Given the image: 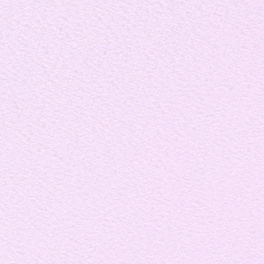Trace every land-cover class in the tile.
I'll return each instance as SVG.
<instances>
[{"label": "snow or ice", "instance_id": "snow-or-ice-1", "mask_svg": "<svg viewBox=\"0 0 264 264\" xmlns=\"http://www.w3.org/2000/svg\"><path fill=\"white\" fill-rule=\"evenodd\" d=\"M0 264H264V0H0Z\"/></svg>", "mask_w": 264, "mask_h": 264}]
</instances>
